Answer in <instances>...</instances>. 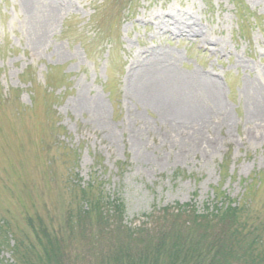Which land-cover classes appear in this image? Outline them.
Segmentation results:
<instances>
[{
  "label": "rangeland",
  "instance_id": "1",
  "mask_svg": "<svg viewBox=\"0 0 264 264\" xmlns=\"http://www.w3.org/2000/svg\"><path fill=\"white\" fill-rule=\"evenodd\" d=\"M90 184L131 229L258 186L264 224V0H0V262L36 263L35 229L66 237ZM67 252L91 264L79 241Z\"/></svg>",
  "mask_w": 264,
  "mask_h": 264
},
{
  "label": "trees",
  "instance_id": "2",
  "mask_svg": "<svg viewBox=\"0 0 264 264\" xmlns=\"http://www.w3.org/2000/svg\"><path fill=\"white\" fill-rule=\"evenodd\" d=\"M92 187L80 189L87 208H78L66 237L49 235L41 224L35 229L42 251L34 254L36 263L22 254L25 264H72L67 250L75 241L91 264H264V224L249 217L258 186L249 187L241 204L220 193L201 212L193 204H175L154 210L134 229L123 223L121 200Z\"/></svg>",
  "mask_w": 264,
  "mask_h": 264
},
{
  "label": "bare ground",
  "instance_id": "3",
  "mask_svg": "<svg viewBox=\"0 0 264 264\" xmlns=\"http://www.w3.org/2000/svg\"><path fill=\"white\" fill-rule=\"evenodd\" d=\"M210 87H212V89L215 88V86ZM210 93H212L213 98L217 99L216 90H210ZM139 95L147 102L156 103L161 109L164 107L168 114L170 113V115L174 117L179 116L185 120V122L188 121L190 117L197 118L200 116V109L196 105L187 102L183 95H173V98H171V95L166 92H158L156 90L142 91ZM98 110H100V108ZM202 144L206 143L202 141Z\"/></svg>",
  "mask_w": 264,
  "mask_h": 264
}]
</instances>
